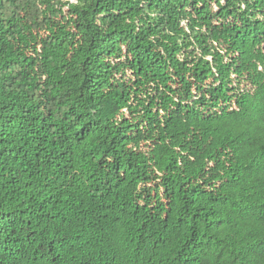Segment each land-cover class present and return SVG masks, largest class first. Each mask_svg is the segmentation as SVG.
I'll list each match as a JSON object with an SVG mask.
<instances>
[{
  "label": "trees",
  "instance_id": "obj_1",
  "mask_svg": "<svg viewBox=\"0 0 264 264\" xmlns=\"http://www.w3.org/2000/svg\"><path fill=\"white\" fill-rule=\"evenodd\" d=\"M0 264H264V0H0Z\"/></svg>",
  "mask_w": 264,
  "mask_h": 264
}]
</instances>
